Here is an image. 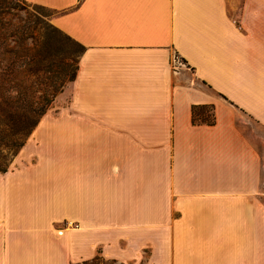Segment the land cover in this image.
<instances>
[{"label": "crops", "instance_id": "1", "mask_svg": "<svg viewBox=\"0 0 264 264\" xmlns=\"http://www.w3.org/2000/svg\"><path fill=\"white\" fill-rule=\"evenodd\" d=\"M25 1L85 49L0 172V264H264V0Z\"/></svg>", "mask_w": 264, "mask_h": 264}, {"label": "trees", "instance_id": "2", "mask_svg": "<svg viewBox=\"0 0 264 264\" xmlns=\"http://www.w3.org/2000/svg\"><path fill=\"white\" fill-rule=\"evenodd\" d=\"M1 3L0 0V8ZM0 27L2 30L0 31V134L4 132L1 126L9 125L10 131L7 137L9 136L10 141L5 145L12 150V155L16 156L54 102L63 86V81H55V76L49 77L43 93L34 99L4 95L6 85L10 86L23 68L36 72L40 69L44 70L41 67L45 66L49 70V66L59 57L58 52L50 46L46 35L36 23L31 24L26 32H20L11 23H2L1 20ZM75 42L82 48V54L85 47L78 41L75 40ZM21 46H23L22 52L19 50ZM72 52H70L71 55ZM78 66L79 60L77 67L67 72L65 78L74 80ZM192 120L194 124L214 125L216 123L214 105H193ZM2 139L5 138L0 135V144L3 143ZM7 170L8 167H0L1 172Z\"/></svg>", "mask_w": 264, "mask_h": 264}, {"label": "rangeland", "instance_id": "3", "mask_svg": "<svg viewBox=\"0 0 264 264\" xmlns=\"http://www.w3.org/2000/svg\"><path fill=\"white\" fill-rule=\"evenodd\" d=\"M1 2L0 20L2 23H11L12 26L20 32H26L31 24L36 23L40 30L46 35V40L49 42L50 46L58 52L59 57L56 62L49 66V70L45 66L41 67L44 68V70L40 69L36 72L23 68L11 82L10 86L6 85L4 95L13 98H37V96L43 93L48 78L55 76V81L62 80L63 86L50 108L66 105L70 100L71 87L74 80L67 79L65 76L67 72L77 67L82 48L75 42L74 38L55 24L54 18L58 13L56 10L25 0H1ZM0 31L2 30L0 29ZM19 50L22 52L23 46H21ZM70 52H72V55ZM68 64H70V66ZM8 126H1L4 132L0 135L5 139H2L3 143L0 144V167H8L9 169L15 156L12 155V150L5 145L10 141L9 136L7 137L10 131ZM246 133L264 155V127L259 123L249 122ZM147 257L148 253H143L141 260L137 261L136 264H146ZM87 264L122 263L98 256L94 261Z\"/></svg>", "mask_w": 264, "mask_h": 264}, {"label": "built area", "instance_id": "4", "mask_svg": "<svg viewBox=\"0 0 264 264\" xmlns=\"http://www.w3.org/2000/svg\"><path fill=\"white\" fill-rule=\"evenodd\" d=\"M172 62H173L174 70L176 71H179L180 68L185 66V63L183 62V60L177 55L174 56Z\"/></svg>", "mask_w": 264, "mask_h": 264}]
</instances>
